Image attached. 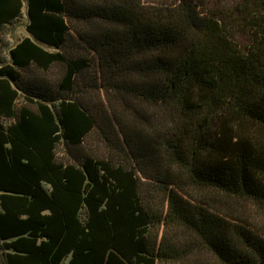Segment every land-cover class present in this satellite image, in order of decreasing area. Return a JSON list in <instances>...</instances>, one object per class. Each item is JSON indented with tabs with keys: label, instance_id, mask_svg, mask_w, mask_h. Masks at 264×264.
<instances>
[{
	"label": "trees",
	"instance_id": "1",
	"mask_svg": "<svg viewBox=\"0 0 264 264\" xmlns=\"http://www.w3.org/2000/svg\"><path fill=\"white\" fill-rule=\"evenodd\" d=\"M0 42V264H264V0H0Z\"/></svg>",
	"mask_w": 264,
	"mask_h": 264
},
{
	"label": "rangeland",
	"instance_id": "2",
	"mask_svg": "<svg viewBox=\"0 0 264 264\" xmlns=\"http://www.w3.org/2000/svg\"><path fill=\"white\" fill-rule=\"evenodd\" d=\"M146 2H161V1H166V0H145ZM170 1V0H168ZM211 5L215 8L217 7H230L234 3L238 2L239 0H209ZM27 24V17H26V12H25V6L24 10L22 11V16L10 27H8L2 35V45L4 43L8 44V46L12 47L15 44L19 42L22 38L25 37H30V35L27 33L25 30V25ZM235 41L240 45V46H246L248 44V36L246 33L239 31L235 33L234 35ZM1 43V42H0ZM3 52V51H2ZM49 81L53 82L56 79V71L54 70L53 73H51L49 76ZM92 141L93 143H96L94 139H96L95 136H92ZM97 140V139H96ZM57 156L58 158L61 159H66V155L64 154L63 149L59 146L57 148ZM171 233L176 234L177 231H167V235L170 236ZM66 264V263H63ZM191 264V263H187Z\"/></svg>",
	"mask_w": 264,
	"mask_h": 264
}]
</instances>
